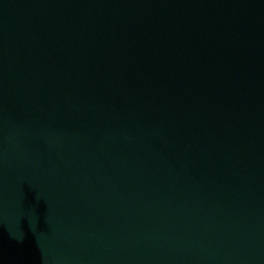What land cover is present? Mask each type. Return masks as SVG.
I'll return each instance as SVG.
<instances>
[{
  "label": "water",
  "instance_id": "obj_1",
  "mask_svg": "<svg viewBox=\"0 0 264 264\" xmlns=\"http://www.w3.org/2000/svg\"><path fill=\"white\" fill-rule=\"evenodd\" d=\"M0 264H264V0H0Z\"/></svg>",
  "mask_w": 264,
  "mask_h": 264
}]
</instances>
